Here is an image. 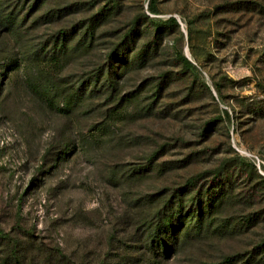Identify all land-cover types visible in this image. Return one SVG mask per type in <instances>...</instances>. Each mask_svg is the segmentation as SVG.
Here are the masks:
<instances>
[{
	"label": "rangeland",
	"instance_id": "374dc122",
	"mask_svg": "<svg viewBox=\"0 0 264 264\" xmlns=\"http://www.w3.org/2000/svg\"><path fill=\"white\" fill-rule=\"evenodd\" d=\"M154 1L0 0V264H264V0Z\"/></svg>",
	"mask_w": 264,
	"mask_h": 264
},
{
	"label": "trees",
	"instance_id": "16d2710c",
	"mask_svg": "<svg viewBox=\"0 0 264 264\" xmlns=\"http://www.w3.org/2000/svg\"><path fill=\"white\" fill-rule=\"evenodd\" d=\"M149 10L152 12V13H155L156 12V8H155V1L152 0V2L149 4ZM170 23H176V20L175 19H170L169 20ZM38 56V54H36V57ZM19 59L20 61H25V58L22 57V56H19ZM36 61H47L45 58L44 59H41V58H37ZM187 62V64H189L191 67H192V64L190 62H188L187 60H185ZM173 225H174V222H172V220H170V218H168L167 221L163 222L160 224L159 228L157 230L160 229L161 231V236H164L165 239H163V245L164 247H167L168 244L166 242V237L169 238L173 235V233L175 232V230H173ZM171 236H170V235ZM181 236L183 237L182 240H185L187 239V233L185 231V228H182L181 232H180Z\"/></svg>",
	"mask_w": 264,
	"mask_h": 264
}]
</instances>
